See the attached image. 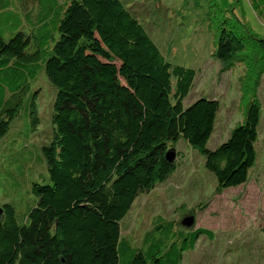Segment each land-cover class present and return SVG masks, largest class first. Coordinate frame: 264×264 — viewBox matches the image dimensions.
<instances>
[{
  "label": "trees",
  "instance_id": "1",
  "mask_svg": "<svg viewBox=\"0 0 264 264\" xmlns=\"http://www.w3.org/2000/svg\"><path fill=\"white\" fill-rule=\"evenodd\" d=\"M226 18L216 24L218 60L241 41L232 40ZM257 36L263 54L255 63L264 73ZM241 42L248 48L246 35ZM42 73L55 88L52 137L40 148L47 181L32 183L24 208L0 205V264H183L200 237H214L158 215L135 241L122 222L176 169L165 152L180 140L203 155L216 191L246 183L257 157L258 103L248 102L227 138L209 147L218 101L185 103L196 70L168 60L122 0H32L25 10L0 0V139Z\"/></svg>",
  "mask_w": 264,
  "mask_h": 264
},
{
  "label": "rangeland",
  "instance_id": "2",
  "mask_svg": "<svg viewBox=\"0 0 264 264\" xmlns=\"http://www.w3.org/2000/svg\"><path fill=\"white\" fill-rule=\"evenodd\" d=\"M6 1L23 10L32 2ZM122 1L168 60L196 70L194 88L185 103L202 95L218 101L209 147L227 138L243 119L248 102L254 100L260 107L257 157L246 183L216 191L203 155L180 140L176 148L170 146L165 152L171 151L177 158L176 169L165 182L136 199L122 222L123 233L140 241L158 215L173 218L181 228V221L192 217L189 228L205 227L214 237H200L183 264H264V73L255 63V54L263 51L254 44L257 35L264 38V0ZM216 3L227 14L225 27L232 40L243 41L245 35L250 40L248 48H242L244 42L234 41L232 57L222 60L215 57L220 29L216 24L224 13L218 11L217 15ZM32 84L21 94L19 115L0 139V205L9 202L24 208L31 200L32 183L47 181L40 148L52 137L55 88L43 73L38 84ZM31 91L33 100L28 99Z\"/></svg>",
  "mask_w": 264,
  "mask_h": 264
},
{
  "label": "water",
  "instance_id": "3",
  "mask_svg": "<svg viewBox=\"0 0 264 264\" xmlns=\"http://www.w3.org/2000/svg\"><path fill=\"white\" fill-rule=\"evenodd\" d=\"M174 157V155H173V153L171 152V151H168L166 154H165V159L168 161V162H172L173 161V158ZM0 211H1V209H0ZM181 224L183 225V226H192V224H193V218L192 217H185L182 221H181Z\"/></svg>",
  "mask_w": 264,
  "mask_h": 264
}]
</instances>
